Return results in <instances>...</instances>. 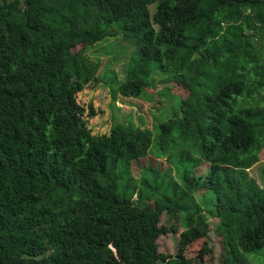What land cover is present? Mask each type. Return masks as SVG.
<instances>
[{
	"label": "trees",
	"instance_id": "trees-1",
	"mask_svg": "<svg viewBox=\"0 0 264 264\" xmlns=\"http://www.w3.org/2000/svg\"><path fill=\"white\" fill-rule=\"evenodd\" d=\"M118 34L133 52L113 101L148 95L157 75L178 98L155 137L92 136L76 101L100 71L85 48ZM263 149L264 0H0V264H207L211 219L223 263L254 264L264 168L262 187L248 171ZM162 213L184 229L174 258L158 252L177 232Z\"/></svg>",
	"mask_w": 264,
	"mask_h": 264
},
{
	"label": "rangeland",
	"instance_id": "rangeland-1",
	"mask_svg": "<svg viewBox=\"0 0 264 264\" xmlns=\"http://www.w3.org/2000/svg\"><path fill=\"white\" fill-rule=\"evenodd\" d=\"M118 30L119 27H115V31ZM122 36V34L107 36L97 41L94 46L85 48L84 53L86 58L92 62L100 63V71L97 73L96 79L91 81L76 95V101L85 110L84 119L92 136H108L113 127L118 124H125L150 130L155 126L152 130L153 136L155 137L158 133L156 125L172 117L175 112V106L172 107V105L174 102L179 101L177 97H174V101L160 94L164 84L158 81L161 78L159 75L155 76L157 80L156 89L148 90V95L143 94L137 98L120 96L118 100L113 101L110 76L115 75L120 82H124L127 65L133 52V47L128 41H123L124 44L121 43L120 38ZM168 85H170L171 94H184L179 86H175L173 83H169ZM90 105L95 115L88 117V108ZM148 159H152V167L158 168L159 166L163 171L166 170V165H170L169 167L172 169L171 177L176 180V171L173 170L174 168L171 164H166L165 158H155L150 154ZM146 162V160L143 161L144 164ZM176 165L178 166V164ZM263 168L264 149L259 155V163L248 171L249 177L261 187L263 186L261 180V170ZM205 172L206 168L202 167L197 171L196 176L204 175ZM141 173L142 171L140 172L139 169L134 167L133 177L136 180H138ZM195 198L198 202H202L199 205L204 209H213V198L208 196L206 200L200 199L199 191L195 194ZM211 223L213 229L208 235V240L212 254L208 257L207 264H224L223 255H225V250L223 249V237L217 230L218 221L217 219H211ZM160 224L166 228H170L172 225L177 228L176 233L161 236L156 241L159 253L169 258H174L180 244L181 233L184 231L180 216L170 218L169 215L162 213L160 216ZM196 246H200V243H195L193 249ZM248 258L254 264H264V250L259 254H250Z\"/></svg>",
	"mask_w": 264,
	"mask_h": 264
}]
</instances>
